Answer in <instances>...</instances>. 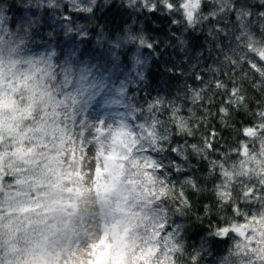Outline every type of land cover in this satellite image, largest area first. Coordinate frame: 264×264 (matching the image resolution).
<instances>
[{"label": "snow or ice", "instance_id": "1", "mask_svg": "<svg viewBox=\"0 0 264 264\" xmlns=\"http://www.w3.org/2000/svg\"><path fill=\"white\" fill-rule=\"evenodd\" d=\"M67 3L73 12L91 14L97 0ZM127 3L137 11L180 14L186 31L220 13L235 14L238 34L234 46L228 45L229 52L218 34L231 33L219 27L208 31L231 65V88L218 78L219 69L209 66L203 70L209 74L207 81L196 75L204 87L189 88V99L195 105L209 89V103L217 92L225 95L219 107L221 121L226 123L232 111L244 109L254 120L240 130L247 139L226 152L214 147L219 136L215 130L201 133V143H189L186 137L196 136L206 116L194 119L196 112L190 107L185 117L181 104L165 102L164 97L147 102L146 108L137 107L126 102L123 81L100 103L124 111L91 116L93 104L108 89L106 81L97 80L92 67L78 66L71 59L57 63L54 50L30 54L33 25H21L7 57L0 50V264H200L201 250L187 253L184 226L173 220L191 209L186 189L206 190L192 157L207 161L204 179L215 178L210 191L221 222L211 225L208 235L233 241L220 264H264V103L257 101V109L250 112L242 83L247 81L264 96V10H255L256 3L264 9V0L238 6L235 0H216L218 11L207 15L201 11L202 0ZM39 6L63 7L61 0H39ZM62 19L69 22L66 31L72 32L71 17ZM5 22L0 13V43L11 35ZM75 31L88 35L80 25ZM177 40L183 50L187 42ZM121 41L153 51L158 44L130 28L113 47H121ZM134 63L143 80L145 61L137 55ZM237 69H242L238 78ZM165 110L168 116L161 119ZM174 136L185 138L174 143ZM92 147L94 161L89 156ZM210 152H218L219 158H210ZM93 162L94 167L87 166ZM211 213L212 207L205 204V216Z\"/></svg>", "mask_w": 264, "mask_h": 264}, {"label": "trees", "instance_id": "2", "mask_svg": "<svg viewBox=\"0 0 264 264\" xmlns=\"http://www.w3.org/2000/svg\"><path fill=\"white\" fill-rule=\"evenodd\" d=\"M235 2L237 6L242 3L241 0ZM61 3V9H51L39 6V0H0V13L6 17L5 25L12 32H19L21 25L32 22L28 43L30 54L38 55L54 50L57 53V63L71 59L78 66H90L94 73L103 76L108 88L119 87L123 81L127 86L126 102L137 107L146 108L147 102L156 97H164L165 102L175 100L177 104H181V114L185 117L190 115V107L196 112L194 119L206 116V121L200 120L196 136L186 137L189 143H201V133L209 135L215 130L219 136L214 147L226 152L246 139L240 130L253 124L254 120L244 109H240L232 111L226 123L222 122L219 107L226 99L225 95L217 92L211 103L202 100L195 105L189 99V88L196 89L202 85L196 75L201 74L205 81L208 78L206 71L191 72L194 56L201 52L205 67L215 60L212 50L209 52L212 40L208 36L209 28L219 27L227 31L232 29L234 13H220L215 18L209 17L208 21L198 25L195 30L186 31V24L180 14L169 15L163 9L152 13L146 9L137 11L129 7L127 0H97L91 14L71 11L67 0H61ZM218 9L216 0H202L201 11L204 15ZM63 15L71 17V26L74 29L72 32L66 31L69 22L62 19ZM173 19L180 23L173 24ZM77 25L84 27L88 33L86 37L75 31ZM129 28L133 33L143 35L149 42H158L155 51L123 41L121 47L114 48L115 42L123 37ZM172 33H175L176 37H173ZM219 34L224 36V33ZM177 37L187 42L183 50ZM137 55L145 61L142 66L143 80L136 74L141 70L134 63ZM224 78L231 88V79ZM242 83L247 89L249 111L254 112L257 109V101L264 103V96L251 88L247 81ZM167 116L168 111L165 110L161 119H166ZM184 138L174 136L173 142H182ZM172 156L175 157V154ZM210 158H219V153L210 152ZM192 163L197 165L195 174L200 185L206 190L194 193L190 188L186 189L191 209L184 216H174L173 220L184 226L182 235L187 253L201 250L200 264H220L222 258L228 255L230 242L226 237L208 235L211 225L221 222L216 207L213 206L215 195L210 191L215 178L204 179L208 176L207 161H198L192 157ZM205 204L212 207V213L208 216L204 214ZM225 212L230 214V209H225Z\"/></svg>", "mask_w": 264, "mask_h": 264}, {"label": "rangeland", "instance_id": "3", "mask_svg": "<svg viewBox=\"0 0 264 264\" xmlns=\"http://www.w3.org/2000/svg\"><path fill=\"white\" fill-rule=\"evenodd\" d=\"M241 1H242V3H244V2L254 3V0H241ZM255 10L259 11V10H264V9H261L259 4L256 3L255 4ZM236 24H237V22H236V18H235L234 26H232V29L227 31L224 28L225 33H231V36H226L225 34H224V36H221L220 34H218L219 38H220V43L223 46L225 52H229L228 45H233L234 46V36H235V34H238V31H237V28H236ZM253 31L256 33L257 36H260V32H259V27L258 26H254L253 27ZM210 47H211V50L213 52V56H214L215 60L210 65L205 67L204 64H203L204 61L201 58L202 55L198 56L197 55L198 53H197L196 56H194V58H193L192 68H190V70H191V72H193V71L194 72H201L203 70H206L209 66H211V67L219 69L218 78L226 82L224 77H230V76L233 75L232 72H231V65L228 64V62L224 61V56L221 54V52L219 50H217L215 48V44H214V42L212 40H211V43H210ZM237 51H239V50H237ZM199 53H201V52H199ZM194 65H195V67H194ZM246 67H247V65L243 66V68H246ZM241 70L242 69H237L236 70L235 76L237 78L239 77ZM225 73H228V75L226 76ZM212 75H213V78H216V74H212ZM208 78H209V74H208ZM208 78H207V80H208ZM227 79H229V78H227ZM202 87H204L203 84L198 86L196 89H199V88H202ZM109 89H112V88L105 89V91L101 94V96L97 98L98 102L94 103L92 109H90L91 116L95 117V116H97L99 114H102L103 112H106V111H117V110L122 111V109H118V108L106 109V108L102 107V104L100 103V101L103 100L104 95L106 93H108ZM211 92H212L211 89H209L208 91L205 92V94H204L205 95V99L204 100L208 101L207 97H208V95L211 94ZM190 102H191V100H190ZM198 102H200V101H198ZM204 106H206L205 102H204ZM250 147H251V145H250ZM257 147H258V145H257ZM227 239L230 242L229 247H228V249H229L230 247H232L233 241L231 239H229V238H227ZM227 253H228V250H227Z\"/></svg>", "mask_w": 264, "mask_h": 264}, {"label": "clouds", "instance_id": "4", "mask_svg": "<svg viewBox=\"0 0 264 264\" xmlns=\"http://www.w3.org/2000/svg\"><path fill=\"white\" fill-rule=\"evenodd\" d=\"M4 27L8 30V32L11 33L10 36L5 35L3 43H0V50H2L3 55L5 57H7L9 49L10 48H14L16 46L15 42L17 41V37H16V33L17 32L10 31L9 28L6 25ZM93 75H94V77L97 80H104L103 76L100 75L99 73H94L93 72ZM94 131L95 130L93 129L92 132L94 133ZM88 139L89 140H94V135L93 134H89L88 135ZM95 151H96L95 147H92L90 152H89V156L93 159V161H94ZM87 166L88 167H94V162L93 163H89Z\"/></svg>", "mask_w": 264, "mask_h": 264}]
</instances>
